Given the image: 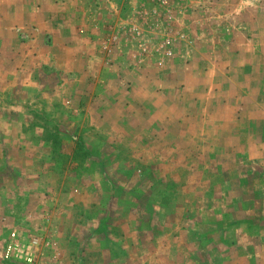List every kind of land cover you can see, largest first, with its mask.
Returning <instances> with one entry per match:
<instances>
[{
    "label": "crops",
    "instance_id": "obj_1",
    "mask_svg": "<svg viewBox=\"0 0 264 264\" xmlns=\"http://www.w3.org/2000/svg\"><path fill=\"white\" fill-rule=\"evenodd\" d=\"M144 4L0 0V117L5 125H23L9 132L45 130V121L43 129L34 120L42 116L54 121L51 132L73 133L70 118L81 110L104 133L204 151L224 167L264 163V0H166L167 10L154 16L143 12ZM169 11L174 39L166 42ZM128 23L135 30L123 37L136 38V46L121 36L114 45V28L125 31ZM12 145L31 146L21 147L18 137ZM235 168L221 180L238 181ZM250 191L242 193L243 216L226 217L222 205V215L210 217L218 230L201 235L216 240L218 264H264V190ZM237 195L226 183L218 192L223 200Z\"/></svg>",
    "mask_w": 264,
    "mask_h": 264
},
{
    "label": "rangeland",
    "instance_id": "obj_2",
    "mask_svg": "<svg viewBox=\"0 0 264 264\" xmlns=\"http://www.w3.org/2000/svg\"><path fill=\"white\" fill-rule=\"evenodd\" d=\"M165 3L145 0L143 12L158 15L167 10ZM166 14L165 40L171 42L170 11ZM134 24L125 31L114 28V45L118 36L133 34ZM122 39L136 46V38ZM170 51L166 54L172 58ZM75 113L78 117L70 120L76 132L67 134L51 132L54 121L42 116L34 120L41 127L45 121V130L9 132L23 125H5L0 117V264H30L5 257L13 231L26 242L38 240L31 264H218L216 240L201 235L218 230L210 217L221 216L222 205L226 217L245 214L242 193L264 190V163L255 159L220 166L204 151L170 150L148 136L101 132L85 112ZM15 137L29 149L14 147ZM235 167L238 181H222ZM225 183L237 192V201L218 197ZM246 203L249 209L251 201ZM234 233L228 228L226 234Z\"/></svg>",
    "mask_w": 264,
    "mask_h": 264
},
{
    "label": "built area",
    "instance_id": "obj_3",
    "mask_svg": "<svg viewBox=\"0 0 264 264\" xmlns=\"http://www.w3.org/2000/svg\"><path fill=\"white\" fill-rule=\"evenodd\" d=\"M156 1L162 4L166 0ZM11 238L12 240L7 244L5 250V257L8 259L16 257L26 263H33L37 257L38 240L35 239L30 242H26L21 239V236L16 231L11 233Z\"/></svg>",
    "mask_w": 264,
    "mask_h": 264
}]
</instances>
